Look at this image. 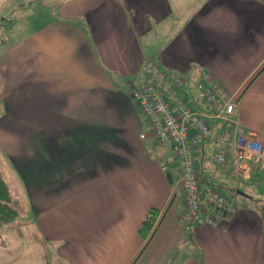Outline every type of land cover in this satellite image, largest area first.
<instances>
[{"label":"crops","instance_id":"0c3cea01","mask_svg":"<svg viewBox=\"0 0 264 264\" xmlns=\"http://www.w3.org/2000/svg\"><path fill=\"white\" fill-rule=\"evenodd\" d=\"M1 19L24 36L0 50V157L55 161L27 185L28 204L63 264H264V168L218 164L224 121L209 120L197 169L237 206L184 224L180 164L132 95L155 60L203 111L207 70L237 99L243 131L264 135V0H60L27 30Z\"/></svg>","mask_w":264,"mask_h":264},{"label":"built area","instance_id":"2783aa9c","mask_svg":"<svg viewBox=\"0 0 264 264\" xmlns=\"http://www.w3.org/2000/svg\"><path fill=\"white\" fill-rule=\"evenodd\" d=\"M146 64V83L143 87H134L132 95L149 116L159 141L174 152L180 164L179 182L185 193V209L180 219L184 224L191 223L196 217L200 223H213V210L231 213L237 203L217 187L211 173L202 177L198 172L194 147L208 136L209 120L220 118L224 121L223 130L215 138V161L225 165L229 156L237 174L247 172L251 163L264 168V135L243 131L237 120V99L209 71H202L198 82L208 104L207 109L200 111L179 93L182 79L173 71L155 60ZM160 165L164 171H169L168 161L163 160ZM199 213L202 215L198 216Z\"/></svg>","mask_w":264,"mask_h":264},{"label":"rangeland","instance_id":"374dc122","mask_svg":"<svg viewBox=\"0 0 264 264\" xmlns=\"http://www.w3.org/2000/svg\"><path fill=\"white\" fill-rule=\"evenodd\" d=\"M59 1L0 0V50L14 44L24 36V31L19 34L13 33L10 27L11 24L3 29L2 25L6 24V21L2 20V17L17 20L20 29H25L27 25L28 27H36L46 21L49 11ZM197 88L202 92L198 87V83ZM183 89L185 90L186 86L182 87L180 85L179 92L180 90L181 93L182 91L184 92ZM23 164H16L11 159L8 160L7 157H0V176L6 180L15 199L18 200V197L20 198V201L17 202L19 210L17 220L0 228V264H63L57 257L54 243L46 242L41 238L34 216L35 210L28 204L29 186H27L26 180L22 175V170L26 167L22 169ZM30 164L36 168L37 175L45 174L46 172L50 176V173L54 172L51 166L53 165L55 168V161L46 164L47 168H43L42 165L39 169L35 166L38 161H32ZM57 167L59 166L56 165ZM45 178H47L46 180L49 179V177ZM260 185L262 189V184ZM182 244L185 251H193V249L186 250L187 245H189L188 241Z\"/></svg>","mask_w":264,"mask_h":264},{"label":"trees","instance_id":"16d2710c","mask_svg":"<svg viewBox=\"0 0 264 264\" xmlns=\"http://www.w3.org/2000/svg\"><path fill=\"white\" fill-rule=\"evenodd\" d=\"M35 166H37L39 169L41 165L38 163ZM23 168L24 170H22V175L26 180L25 182L27 185H29V183L39 182L40 176H42V174L37 175V170L32 164L24 163L22 169ZM18 215L19 210L17 200L13 196L11 188L7 184L6 180L0 176V228L4 227V225H9L15 222ZM156 220L157 211L152 209L140 228V231L144 236L150 232Z\"/></svg>","mask_w":264,"mask_h":264}]
</instances>
